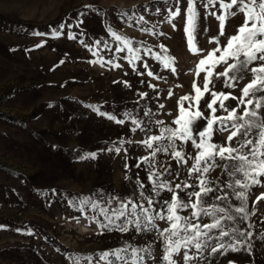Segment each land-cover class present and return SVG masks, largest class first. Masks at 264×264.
<instances>
[{"label":"rangeland","instance_id":"1","mask_svg":"<svg viewBox=\"0 0 264 264\" xmlns=\"http://www.w3.org/2000/svg\"><path fill=\"white\" fill-rule=\"evenodd\" d=\"M157 7L161 9L159 13L155 11ZM175 7L176 0H0V264H71L73 256L94 254L125 244L138 248L151 245L159 264L162 242L155 232L103 231L101 234L102 230L90 219L93 213L82 215L69 201L84 196L98 198L94 194L100 192L115 194L121 199H137L133 195L137 174L146 189L150 187L145 167H135L138 158L149 154L139 143L147 138L145 132H132L130 122L117 124L88 106H96L117 118L131 112L145 124L160 119L174 127L172 121L178 115L179 98L195 95L194 81L203 88L204 73L197 77L196 69L199 60L217 48L218 45L210 41L218 40L223 48L227 38L235 35L244 23L243 14L229 17L224 35H220V23L210 14L214 11L219 15V5L209 13L198 5L196 45L200 51L194 54L189 50L184 31L186 0H181V16L172 24L165 19V9L175 10ZM80 13L83 24L79 28L66 26L63 35L53 38L51 34L61 23L75 25ZM123 13L130 17L143 15L147 23L142 27L151 28L152 33L141 31V26L134 23L129 26L121 19ZM108 24L141 50L142 60L136 62L135 70L124 59L128 55L126 50L115 51L117 41L106 32ZM69 31L76 33L77 39H68ZM97 39L102 42L99 46L95 44ZM105 43L111 51L104 48ZM161 45L167 53L161 51ZM89 48L99 56L93 55ZM149 49L152 55H143ZM157 53L174 58L176 71L165 69L153 59ZM100 57L105 60L103 66L89 63ZM144 62L155 76L162 78L149 77L143 68ZM113 63L120 67L114 68ZM224 67L220 65L215 71L222 72ZM141 72L144 74H138ZM250 80V73L245 74L235 88L228 89L224 78H216L214 74L209 87L211 91L231 92L240 97L242 88ZM149 84L155 85V89ZM140 93H147V97L141 99ZM210 100L211 95L206 93L200 102L205 116L209 115L207 102ZM237 103V100L226 101L229 108L236 107ZM160 104L164 105L163 109L159 108ZM148 109L154 113L151 117L143 115ZM261 113L264 115V109ZM222 114L218 109L217 115ZM205 123L200 120L199 127L202 129ZM151 128L152 134H156L157 126L151 124ZM228 134L215 133L213 142L227 146ZM232 146H236L235 141ZM113 147H120V153L105 150ZM183 147L186 154L195 155L190 142ZM93 152L97 153L95 159L80 158ZM156 160L158 164L171 167L173 174L165 178L173 187L183 181L193 185L191 189L178 192L182 199L187 201L186 192L199 190L196 187L198 174L188 176L192 161L177 165L170 154L162 153L157 154ZM225 163L231 166V162L217 158L219 167L206 174L211 187L224 188L231 180L224 171ZM261 179L264 181V177ZM225 190L231 194L230 189ZM53 191L57 194L53 195ZM261 193L264 187L252 189L248 202L250 212L253 201ZM145 194L150 193L146 190ZM216 194L222 193L218 190ZM156 199L170 200L171 194L164 192ZM203 199L209 205L222 204L212 194ZM138 202L146 204L143 200ZM232 203L238 205L239 201ZM180 214L190 216L191 209ZM209 222L208 217L201 220V223ZM158 223L161 228L168 226L163 221ZM248 223L252 224L248 230L254 234L250 253L241 250L210 256L209 248L203 252L202 259L191 260L189 264H264V200L256 205V215L238 226L246 229ZM174 259L177 264H184L183 250Z\"/></svg>","mask_w":264,"mask_h":264},{"label":"snow or ice","instance_id":"2","mask_svg":"<svg viewBox=\"0 0 264 264\" xmlns=\"http://www.w3.org/2000/svg\"><path fill=\"white\" fill-rule=\"evenodd\" d=\"M198 5L206 13L219 5L220 14L217 15L214 11L210 14L215 16L220 23V35H224V26L229 17L243 14L244 23L237 29L235 35L227 38V44L223 48L219 46L218 40L210 41L215 42L218 46L209 52L207 57L199 60L196 69L197 77L204 73L203 88L194 81L195 95H185L179 98L178 115L172 121L174 127L160 119L149 120L145 124L134 117L131 112H125L123 118H117L114 114L101 112L96 106H88L102 117L117 124L130 122L133 125L130 129L132 132H145L147 138L139 143L149 150V154L138 158L135 167L137 169H140L142 165L145 167L150 187L146 189L145 183L137 174L136 192L133 194L137 196V199L132 197L121 199L118 195L100 192L94 194L98 198L84 196L78 200L69 201V205L82 215H87L89 211L93 213L90 219L102 230L101 234L103 231L121 234L132 231L137 234L155 232L157 239L162 242L159 264H177L174 257H178L182 250L184 264H189L194 259H202L203 252L209 248L210 256L217 252L224 255L228 251L241 250L250 253L252 249L250 241L254 234L248 229L252 228V224L248 223L246 229H242L238 225L247 223L250 217L255 216L256 205L264 200V193H261L253 201L252 211H249L248 202L252 189L257 186L264 187V181L261 179L264 177V115L261 113V110L264 109V0H228V2L225 0H186L184 31L189 50L194 54L200 51L196 45L199 20ZM155 11L159 13L161 9L157 7ZM165 11V19L172 24L175 18L181 16V0H176L175 10L166 8ZM81 15L83 14H78L75 25L61 23L59 29L51 34L53 38L63 35L66 26L68 29L79 28L83 24V20L79 18ZM121 19H124L129 26L134 23L141 26V31L152 33L151 28L142 27L147 23L143 15L130 17L128 13H123ZM172 26L175 28V24ZM106 32L117 41L115 51H127L128 55L124 59H127L129 65H132L135 70L136 62L142 60L141 50L135 48L129 39L114 31L111 24L106 26ZM36 35L44 34L36 33ZM67 36L68 39H77V34L72 31H69ZM84 43L81 41V44ZM101 43L98 39L95 41L97 46ZM120 44H123L124 47L121 48ZM103 46L111 51L107 43ZM160 47L163 53H167V49L163 45ZM88 50L93 55L99 56V53L93 51L92 48ZM218 52L219 56L216 55ZM143 55H152L151 49ZM153 59L165 69L176 71L174 58L167 54L157 53ZM107 62L112 63V61ZM89 63H99L103 66L105 60L100 57L95 61L90 60ZM220 65L225 66L224 71H215ZM112 66L118 68L120 64L113 63ZM143 68L149 77L162 78L155 76L147 62L143 63ZM249 73L251 80L242 88L240 97L233 96L231 92L210 90L209 85L213 83L214 74L216 78H224L226 88L233 89L245 78V74ZM138 74L143 75L144 73ZM149 87L155 89L156 86L149 84ZM206 93L211 95V100L207 102L208 116L204 115L200 106ZM168 95L171 97V90ZM146 97L147 93H140L141 99ZM229 100H237L236 107L229 108L226 104V101ZM185 102H187V107H185ZM241 107H243L242 112H240ZM159 108L163 109L164 105L160 104ZM218 109L224 114L217 115ZM143 115L151 117L154 113L152 109H148L143 112ZM200 120L206 122L202 129L198 124ZM151 124L157 126L156 134H152ZM223 132L229 133L227 146L213 142L214 134ZM233 141L236 146H232ZM189 142L196 150L194 156L185 153L183 145ZM120 143L123 144L125 141H120ZM105 150L118 154L121 148L113 147ZM161 153L166 156L170 154L177 165H186L192 161L191 167L187 170L188 176L192 177L193 174H198L196 187L199 190L186 192L187 201L182 199L178 192L191 189L193 185L183 181L176 183L173 187L172 182L165 178L173 174L171 167L157 163V154ZM96 156L97 153L93 152L86 153L80 158L95 159ZM217 158L220 161L231 162V166L229 163H225L223 166L231 180L225 183L224 188L219 189L211 187V181L205 178L206 174L219 167ZM176 175L178 176L179 172ZM225 189H230L231 194ZM146 190L150 194L146 195ZM218 190L222 194H216ZM164 192L171 194L170 200L156 199ZM56 194L53 191V195ZM209 194H212L213 198L221 201L222 204H206L203 198L208 197ZM193 197H195L194 200ZM138 200H143L146 204L138 202ZM233 200L239 201V204H233ZM188 209H191L190 216L180 214ZM204 217L210 218L211 222L201 223ZM160 221L165 222L168 226L161 228L158 223ZM213 241H215L214 244ZM70 259L71 264H147V262L156 264L157 257L151 245L138 248L131 244H125L94 254L76 255Z\"/></svg>","mask_w":264,"mask_h":264}]
</instances>
